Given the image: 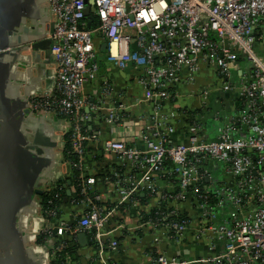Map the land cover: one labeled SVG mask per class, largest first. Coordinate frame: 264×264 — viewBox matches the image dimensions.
Listing matches in <instances>:
<instances>
[{"label": "built area", "instance_id": "built-area-1", "mask_svg": "<svg viewBox=\"0 0 264 264\" xmlns=\"http://www.w3.org/2000/svg\"><path fill=\"white\" fill-rule=\"evenodd\" d=\"M88 1H94L91 13L97 21L91 29L85 15ZM49 5L57 65L54 96L32 98L30 107L72 118L69 154L78 160L67 161L82 168L87 148L96 144L123 165L141 169V175L128 170L119 180L117 201L133 203L145 189L155 214L144 226L178 237L196 219L197 237L208 238L210 253L198 256L195 264H264V0H49ZM100 41L107 43L108 62L139 73L138 84L154 103L172 99L178 86H187L203 100L211 92H235L244 98V109L236 105L238 114L230 121L216 112L214 118L223 121L214 139L201 137L203 125L196 119L187 125L186 139L176 144L167 141L173 127L146 137L144 149L122 139L101 141L100 132L87 131L82 123L85 108L101 107L84 94L100 72ZM215 83L219 86L210 87ZM101 92L110 98L116 86L104 78ZM124 109L122 103L111 108L106 123L114 127ZM207 162L223 165L225 180L213 182L203 166ZM173 174L178 180L170 181L172 189L160 186L158 177ZM95 183L94 176L78 179V201L86 207L78 227L99 235L115 207L95 192ZM187 202L188 211L175 205ZM46 213L57 217L56 210ZM70 228L61 223L45 232L64 236ZM64 247V242L48 247L49 257ZM148 264L189 263L160 254Z\"/></svg>", "mask_w": 264, "mask_h": 264}, {"label": "crops", "instance_id": "crops-1", "mask_svg": "<svg viewBox=\"0 0 264 264\" xmlns=\"http://www.w3.org/2000/svg\"><path fill=\"white\" fill-rule=\"evenodd\" d=\"M24 0H0V25L13 27L23 32L32 28L40 20L46 2L41 5L29 2L27 10ZM49 21L46 28H51ZM9 42L13 43L10 39ZM33 41L30 44L18 43L10 50H0V78L3 75V66H11L9 78L5 82V94L10 98L21 100L40 97H53L56 83L57 65L50 57V49L54 44ZM98 78L87 84L84 94L92 104L99 105L98 109L87 107L83 111V127L90 132H100L101 141L105 139H122L138 149L145 148V138L153 137L156 133H165L169 127L174 132L167 137L168 143L176 144L186 139V127L190 123L186 116L193 111L195 119L203 125L201 137L214 139L217 137V125L213 122L214 106L221 107L223 119L230 121L235 115L236 103L230 102L232 95L211 92L206 100L196 95L193 89L187 86H178L174 97L170 100H158L156 103L148 97L146 91L138 84L139 73L129 68L121 69L107 61L106 52L101 51ZM52 44V45H51ZM12 47V46H11ZM108 78L116 86V92L110 98L102 95V80ZM1 83V80H0ZM198 88L194 87V90ZM200 88V87H199ZM198 88V89H199ZM217 98V100H215ZM215 100V101H214ZM119 103L125 109L119 115L114 127L105 121L106 113ZM0 103V109H1ZM32 109V108H31ZM218 112V111H217ZM61 114V113H60ZM58 114L52 110H31L28 114L29 123L34 129L50 136L57 145L52 148V160L38 179H31L29 184L34 189L43 192L55 189L61 182L62 200L55 210L56 218L49 217L42 205L38 194L23 205L14 217V228L9 239L13 260L3 258L0 264H30L31 255H43L49 252L48 247L40 243V235L49 226H58L61 223L70 226L72 233L57 235L58 239L69 241V256L66 264H148L160 254L176 256L195 264L198 256L210 253L208 238L198 239L197 221L192 220L184 236L178 237L171 231L162 228H148V220L154 216V204L145 189L134 196V202L119 203L116 190L118 182L130 170L141 175V169L129 168L123 165L116 155L102 149L101 145H92L82 160V168L73 167L65 156L67 134L73 123L70 116ZM189 115V114H188ZM190 116V115H189ZM205 124V126H204ZM31 131V130H30ZM204 169H208L213 182L225 180L223 165L207 162ZM82 169V170H81ZM77 171V172H76ZM94 176L96 178L95 192L100 193L108 206L115 207L109 225L99 235L94 230L78 227L83 218L86 207L78 201V177ZM169 177H158L163 188L172 189L173 184ZM179 209L188 211V202L175 204ZM194 211L197 209L193 208ZM196 214V213H194ZM193 215V214H192ZM86 234V245L80 243L78 235ZM4 255V254H3ZM53 258L43 257L42 264H52Z\"/></svg>", "mask_w": 264, "mask_h": 264}, {"label": "water", "instance_id": "water-1", "mask_svg": "<svg viewBox=\"0 0 264 264\" xmlns=\"http://www.w3.org/2000/svg\"><path fill=\"white\" fill-rule=\"evenodd\" d=\"M24 1V0H19ZM41 5L43 0H27L23 3L25 10L30 3ZM43 9L40 20L32 28L20 32L16 28L0 25V50H10L15 45V50H19L18 43L30 44L33 41H41V45L52 39L49 37L54 30V21L49 5ZM94 1H88L85 8V15L88 18V28H92L95 21L91 13V5ZM49 21L51 28H46ZM12 40L9 42V40ZM52 45V44H51ZM12 46V47H11ZM52 48V46H51ZM107 43L103 42L101 51L106 52ZM50 57L54 61L50 49ZM55 62V61H54ZM11 66H3V77L0 78V262L3 258L13 260V254L9 245V239L14 228V217L18 211L27 203L34 194L41 195L44 192L34 189L31 179H38L43 170L50 165L52 160V148L57 143L50 136H45L42 131L34 130L27 117L31 113L29 99H18L7 97L5 94V82L9 78ZM31 130V131H30ZM80 243L86 245V234L78 235ZM4 254V255H3ZM48 257L49 253L43 255H31L30 264H42V258Z\"/></svg>", "mask_w": 264, "mask_h": 264}, {"label": "trees", "instance_id": "trees-1", "mask_svg": "<svg viewBox=\"0 0 264 264\" xmlns=\"http://www.w3.org/2000/svg\"><path fill=\"white\" fill-rule=\"evenodd\" d=\"M97 26V21H96V18H95V21H94V23H93V28H95ZM218 93H223L224 95H227V94H231L232 95V99H231V101L230 102H234V103H236L237 104V107H238V109L240 110V111H242L243 109H244V98H241V97H239L238 95H237V93H235V92H229V93H225V92H222V91H220V92H218ZM215 100H217V98H215ZM214 100V101H215ZM58 114H60V112L58 111V110H55ZM222 111H218L217 113L221 116V118L220 119H223V113H221ZM187 114V113H186ZM190 116H189V115ZM188 114L186 115V116H188L189 117V121L191 122V121H197L196 119H195V116H193L195 113L193 112V111H191V112H189L188 111ZM234 114H238V110L236 109L235 110V113ZM61 115V114H60ZM220 119H216V118H213V122L214 123H216V125H217V132H218V128H219V126H221V124H222V121L224 120H220ZM204 126H205V124H204ZM71 132V131H70ZM70 132L67 134V144H66V150H65V156H66V160H71V161H73V162H77V160H78V158H77V156L76 155H73V154H69L70 153V151H71V148H72V143H71V139H70ZM202 133V132H201ZM203 134V133H202ZM88 148H90V147H88ZM87 148V149H88ZM75 164V163H74ZM168 167L169 168H173V166H174V164L173 163H171V162H168ZM207 166L208 164H203V166ZM73 167H76V168H78L79 166H74L73 165ZM77 172V171H76ZM77 179H79V175H78V177H77ZM164 179H165V177H164ZM166 179H169V180H171V181H174V182H177V180H178V176L176 175V174H173L172 176H169V177H166ZM62 183L60 182L57 186H56V188L55 189H52V190H50V191H46V192H44L43 194H41V195H38L39 197H40V200H41V202H42V205H43V207H44V210H45V212L47 211V210H55V208H56V206H58V204H59V202H60V200H62L61 198H62V196L60 197V195L62 194L61 192V187H62ZM164 206H165V204H164ZM153 211H154V214H155V210L153 209ZM47 214V213H46ZM183 216H186V215H183ZM49 217H51V216H49ZM52 218V217H51ZM40 243L42 244V245H44V246H48L49 248H51L52 250L56 247V246H58V245H60L61 243H65V247L61 250V251H59V252H57V254H56V256L55 257H53V259H52V264H66V262H67V257L69 256V254H70V252H69V249H70V247H69V241H66V240H62V239H58V237H57V235L56 234H47L46 232H43L41 235H40ZM48 241H50V243L48 244Z\"/></svg>", "mask_w": 264, "mask_h": 264}, {"label": "rangeland", "instance_id": "rangeland-1", "mask_svg": "<svg viewBox=\"0 0 264 264\" xmlns=\"http://www.w3.org/2000/svg\"><path fill=\"white\" fill-rule=\"evenodd\" d=\"M93 36H95V33H93ZM97 55H99V53L97 54ZM214 71H215V69H214ZM213 76H214V78H216V75L215 74H213ZM200 78V77H199ZM218 87L219 86V84L218 83H215V84H212L210 87ZM218 92H220V91H218ZM219 94V93H218ZM219 110H221V107L220 106H218V105H215L214 106V112H217V111H219Z\"/></svg>", "mask_w": 264, "mask_h": 264}]
</instances>
